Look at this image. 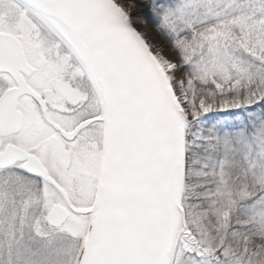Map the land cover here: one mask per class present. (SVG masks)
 Here are the masks:
<instances>
[{
	"label": "snow or ice",
	"instance_id": "snow-or-ice-1",
	"mask_svg": "<svg viewBox=\"0 0 264 264\" xmlns=\"http://www.w3.org/2000/svg\"><path fill=\"white\" fill-rule=\"evenodd\" d=\"M0 264H264V0H0Z\"/></svg>",
	"mask_w": 264,
	"mask_h": 264
},
{
	"label": "bare ground",
	"instance_id": "bare-ground-1",
	"mask_svg": "<svg viewBox=\"0 0 264 264\" xmlns=\"http://www.w3.org/2000/svg\"><path fill=\"white\" fill-rule=\"evenodd\" d=\"M153 36H155V34H154V32L153 33H151Z\"/></svg>",
	"mask_w": 264,
	"mask_h": 264
},
{
	"label": "rangeland",
	"instance_id": "rangeland-1",
	"mask_svg": "<svg viewBox=\"0 0 264 264\" xmlns=\"http://www.w3.org/2000/svg\"><path fill=\"white\" fill-rule=\"evenodd\" d=\"M155 34V33H154Z\"/></svg>",
	"mask_w": 264,
	"mask_h": 264
}]
</instances>
